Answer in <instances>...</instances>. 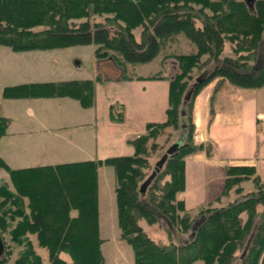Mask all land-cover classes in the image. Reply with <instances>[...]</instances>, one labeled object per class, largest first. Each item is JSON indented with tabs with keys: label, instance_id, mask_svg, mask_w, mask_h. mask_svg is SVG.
Masks as SVG:
<instances>
[{
	"label": "trees",
	"instance_id": "16d2710c",
	"mask_svg": "<svg viewBox=\"0 0 264 264\" xmlns=\"http://www.w3.org/2000/svg\"><path fill=\"white\" fill-rule=\"evenodd\" d=\"M139 26L137 35L134 30ZM182 33L197 49L170 53ZM226 40L236 42L237 57L222 56ZM84 43L97 44V58H113L126 78L144 77L129 74V64L150 62L160 54L175 56L181 71L169 77L168 117L149 122L144 132L129 139L132 154L19 168L0 154V167L10 176L0 182V232L6 245L0 264L13 254V242L15 247L25 246L14 264H44L40 248L47 250L49 264H105L99 210L103 164L116 170L120 238L133 246L135 264H191L198 259L205 264H264V182L255 163L226 162L222 195L228 196L245 180L257 185L227 204L205 206L192 215L182 196L187 157L200 150L217 157L212 141L197 138L194 108L204 86L215 78L242 87L264 85V0L253 6L246 0H0V44L22 51ZM205 53L207 58L201 59ZM260 57L263 63L255 68ZM195 67L200 71L191 80ZM205 69L208 74L186 99ZM104 79L99 74L24 82L5 86L4 95L71 96L88 107L95 101L96 82ZM111 109L113 118L123 119L121 103ZM9 123V117L0 116V139ZM182 132L181 144L142 191L156 162ZM143 219L162 224L169 241L154 239L141 224ZM177 230L194 236L176 241Z\"/></svg>",
	"mask_w": 264,
	"mask_h": 264
},
{
	"label": "crops",
	"instance_id": "0c3cea01",
	"mask_svg": "<svg viewBox=\"0 0 264 264\" xmlns=\"http://www.w3.org/2000/svg\"><path fill=\"white\" fill-rule=\"evenodd\" d=\"M141 75L144 77L126 78L122 72L97 81L95 101L88 107L71 96L46 97L56 99L57 102L51 103L57 108L55 112L48 113L50 117L41 121L58 122L53 132L58 128L71 129L65 137L72 153L61 159H38V165L134 153L129 139L144 132L149 122L166 120L169 106L170 76L152 78ZM114 103H121L124 107L121 120L111 115ZM65 114L70 124L61 122ZM194 115L198 124V141L215 143L217 157H209L204 150L187 157L186 187L182 196L189 210L221 202L225 196L222 190L226 182V162L255 163L264 182V85L242 87L228 79L215 78L198 95ZM39 116L38 112V122ZM7 132L1 139L7 136ZM184 134L182 132L179 138L183 140ZM56 137V142L64 140L62 136ZM0 154L13 167L12 159L4 153V149H0ZM105 165L100 166L99 177ZM19 167L27 165L17 164L13 168Z\"/></svg>",
	"mask_w": 264,
	"mask_h": 264
},
{
	"label": "rangeland",
	"instance_id": "374dc122",
	"mask_svg": "<svg viewBox=\"0 0 264 264\" xmlns=\"http://www.w3.org/2000/svg\"><path fill=\"white\" fill-rule=\"evenodd\" d=\"M134 31L139 35L141 27H137ZM241 37L245 36L241 35ZM225 43V49L221 53L222 56L237 57V52H235L237 50L235 48L236 42L226 40ZM96 47L97 44L95 43H84L49 49L18 51L8 45L0 44V115L4 114L12 118L7 136L1 139L0 149L1 151L4 149V153L12 159L13 167L17 164L34 166L38 165V159H61L71 154L72 152L69 150L70 143L67 142L65 137L71 129L68 127L58 128L56 132H53L58 122L41 121L51 116L48 113L56 111L57 106L52 104L57 102L56 99L54 101L46 99V97H8L4 95L5 86L33 81L94 78L99 74L106 78L108 75L120 74L124 71L122 65H119L113 58H106L105 60L97 58ZM196 49V44L182 33L178 41L169 48V51L170 53H179L191 52ZM207 56L208 54L205 53L201 59H205ZM260 59L263 58L257 59L255 65L258 64ZM128 70L129 74L150 75L164 72L166 75L174 77L181 71V67L175 56L160 54L150 62L129 64ZM199 71L200 69L195 67L192 70V77L189 79L192 80ZM38 112L40 122H38ZM61 120V122L67 124L71 123L66 114ZM56 136H62L64 140L56 142L54 140ZM9 179L8 172L0 167V182ZM99 179L100 223L101 234L105 238V242L102 244L105 264H135L133 246L120 238L121 229L118 223L116 192L114 189L117 184V176L114 166L107 164L102 167ZM256 186L254 180L242 181L236 184L232 192L228 196H224L220 203L213 202L204 206L201 205L198 209L190 211L194 215L202 207L227 204L232 198L241 197L249 190L256 188ZM140 222L154 239L164 242L169 241L168 232L162 224L149 223L144 219ZM193 236V232L183 234L177 230L174 239L183 241L191 239ZM6 238L11 243V235L6 233ZM33 240L36 241L34 237ZM14 244L13 242V254L2 264H14L19 252L25 247L24 245L15 247ZM36 247L38 250L37 244ZM40 251L45 255L44 264H49L47 250L40 248ZM191 264L205 263L202 259H198Z\"/></svg>",
	"mask_w": 264,
	"mask_h": 264
},
{
	"label": "water",
	"instance_id": "95a60500",
	"mask_svg": "<svg viewBox=\"0 0 264 264\" xmlns=\"http://www.w3.org/2000/svg\"><path fill=\"white\" fill-rule=\"evenodd\" d=\"M247 3L251 6L254 5L255 1L256 0H246ZM263 63V59H260L258 61V64L255 65V68H259ZM208 74V70H204L200 75L197 76L192 88L189 89V91L187 92L186 94V99H189L192 95V92H193V88L195 86L198 85V83L200 81H202V79ZM184 111V110H183ZM183 123V126H185L186 122L185 120L183 119L182 121ZM182 142V138H179L178 140H176L175 142H173L169 148L167 149V151L163 154V156L156 162L155 164V168L154 170L152 171V173L146 178V180L142 183V186H141V190L142 191H145L148 184L150 183V181L152 180V178L155 176V174L161 169V167L163 166L167 156L169 153H171L177 146H179ZM206 216H203L202 217V220L205 219ZM5 249H6V245H5V242H4V239L2 237V234L0 232V257L4 254L5 252Z\"/></svg>",
	"mask_w": 264,
	"mask_h": 264
}]
</instances>
